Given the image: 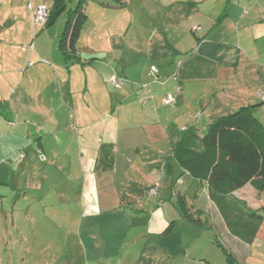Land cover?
<instances>
[{
	"label": "crops",
	"instance_id": "obj_1",
	"mask_svg": "<svg viewBox=\"0 0 264 264\" xmlns=\"http://www.w3.org/2000/svg\"><path fill=\"white\" fill-rule=\"evenodd\" d=\"M120 2L87 0L71 57L59 48L70 8L39 27L37 6L51 9L53 0H0V263L2 252L23 246L22 260L7 264H226L211 257L218 236L238 264H251V245L264 240V192L247 183L231 194L235 214L262 215L247 243L173 149L204 132L184 121L208 104L216 103L213 119L252 106L264 123V0ZM207 69L211 82L194 94L193 78ZM159 166L164 177L151 196ZM47 209L73 216L82 248L64 253L66 233L52 243L46 227L63 230L45 224Z\"/></svg>",
	"mask_w": 264,
	"mask_h": 264
},
{
	"label": "trees",
	"instance_id": "obj_2",
	"mask_svg": "<svg viewBox=\"0 0 264 264\" xmlns=\"http://www.w3.org/2000/svg\"><path fill=\"white\" fill-rule=\"evenodd\" d=\"M110 1L121 3L120 0ZM86 2L87 0H78L74 8L67 9L66 26L59 42V48L65 55L77 56L74 43L87 17L84 12ZM53 3L51 9L44 4L48 9L45 24L33 23L34 26H49L67 8V0H53ZM154 67L158 73V68ZM173 79H176V75ZM251 108L252 106H244L213 119L203 136L197 133L184 135L173 149V158L182 170L207 183L209 196L219 208L229 231L247 243L254 240L262 215L256 212H249L250 216L246 217L243 212L240 216L235 214L231 209V194L247 183H251L258 193L264 192V123L255 117ZM38 158L45 160L39 155ZM160 175L162 174L148 188L151 196L157 193ZM152 188L154 193L150 192ZM214 243L224 252L226 264H238L235 257L216 239Z\"/></svg>",
	"mask_w": 264,
	"mask_h": 264
},
{
	"label": "rangeland",
	"instance_id": "obj_3",
	"mask_svg": "<svg viewBox=\"0 0 264 264\" xmlns=\"http://www.w3.org/2000/svg\"><path fill=\"white\" fill-rule=\"evenodd\" d=\"M77 2H78V0H73L72 4H70V0H68L67 1V8H74L75 5L77 4ZM65 14H66V12L63 13V16ZM193 52H195V51L192 50L191 51V54ZM194 54H192L191 56H193ZM189 57L190 56L188 55V57H186V58H189ZM153 67H154V65H151L150 66V68H149L150 73L149 74H152L153 76H156L158 73L157 72H154L152 70ZM208 69H207V71L206 70L199 71L195 75V77L193 78L194 79L193 82L195 84V87H194V90H193L194 91V94H196V92H199L200 91V89L198 88L199 84L204 85L207 82H211V76H212L214 70L210 71L211 69L210 70H208ZM201 81H203V82L201 83ZM193 91H192V93H193ZM261 99H263V97ZM191 100H194V99H188L187 98V102L188 103H190ZM174 101H175V99H173V101L170 103V105H173ZM195 103H196V101L193 102V105ZM209 106H216V103L213 104V105L212 104H208L206 106V109H205L206 113L203 112L204 114H201V112H202L201 111L199 114L198 113L197 114H191V120H189V118H188V119H186L184 121V126H185V128H188V131H190L191 130V127H192L193 130H195L196 128H198V129H203L204 128V132L202 134L200 132L199 133L200 135H203L206 132V130H207V126H205L206 123H210L212 121L211 119H213L210 116L211 109H210ZM178 107L180 109L183 108L184 107V103L181 102ZM174 114H176V112H174ZM200 115H203V116L200 117ZM181 126H183V124H180V127ZM159 168H160V174H162L163 177H164V174H163V172L161 170V166H159ZM168 174H170V173L168 172ZM165 177H166V179H168L167 176H165ZM160 180L161 179L159 178L158 181H160ZM158 184H159V182H158ZM158 187H157V190H158ZM195 188L196 187L194 186L190 191L191 192H196V190H198V188H196V189ZM147 192H148L149 195H151L148 190H147ZM263 197H264V193H263ZM36 201L37 200H35L34 202H36ZM166 205H167V203H166ZM46 211L49 212V209H47ZM70 217H73V216L72 215L68 216V215H65V214L55 215V214H50V212H49V214L47 216V218L49 220H46V222H45L46 225H49V224L52 223V224H54L53 226H60V228L63 230V231H57V230H54L53 228H47L46 227V229H50V230H47L46 233H47V235L49 237H51L53 239L52 240V243L54 245L59 240L61 234L63 235V238H64L65 233L69 237V242H66L65 243V246H64V249H63L64 250L63 251L64 253H66L67 251H70L71 249L74 250L73 253H75V250H77L79 248H82V244L78 243V236L76 234L75 225H73V223L71 221H69V218ZM74 217H75V215H74ZM40 218L43 220V216H38L37 217V220H36V223H39ZM8 221H9V223L11 222L10 219ZM261 234L264 235V231ZM216 238H217L218 241H220L221 243H223V238L218 237V236H216ZM140 245H141V243H139L137 246L139 247ZM9 249H12V251H4V252L1 253L2 259L4 260L3 261V264L4 263L7 264L6 261L8 260V258H10L11 260H15L16 258H19V260H22V256L24 254L23 252L25 250V247H23V246L22 247H20V246L12 247L11 246V247H9ZM250 249L251 250L249 251V254L247 256L248 259H249L248 263H251V264H264V240H262L261 238L256 239L255 242L251 245ZM214 250H216V252H214L213 255H211V257H213L215 259L218 258V260H216V261H219L220 258L222 259V261H225L226 260V256H225L224 252H222L219 247H217V246L214 247ZM33 254H35L34 251H33ZM18 263H20V262H18ZM18 263H16V264H18ZM0 264H2V263H0ZM73 264H93V263L91 261L85 262V259H83V260L81 259L80 260V263H79L77 259H74V263ZM97 264H107V263H105V262H99ZM114 264H118V263H114ZM160 264H162V262H160Z\"/></svg>",
	"mask_w": 264,
	"mask_h": 264
},
{
	"label": "built area",
	"instance_id": "obj_4",
	"mask_svg": "<svg viewBox=\"0 0 264 264\" xmlns=\"http://www.w3.org/2000/svg\"><path fill=\"white\" fill-rule=\"evenodd\" d=\"M48 17V9L44 4H40L37 8H36V12L33 16V23L34 24H38V25H43L45 24L46 20ZM198 30H200V26L197 25H193L191 27V31L193 33L197 32ZM154 72H157V69L155 67H153L152 69ZM123 78L118 76L117 74H113L110 78L111 83L116 86L119 87L122 85L123 83ZM174 97L171 94H167L163 100L164 104H170L173 101ZM38 155L41 159H44V156L40 153V151H38ZM22 157L24 156V154L21 155ZM151 193H154L155 190L152 188L150 190Z\"/></svg>",
	"mask_w": 264,
	"mask_h": 264
}]
</instances>
